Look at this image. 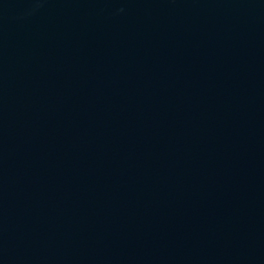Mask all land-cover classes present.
Here are the masks:
<instances>
[{
  "label": "water",
  "instance_id": "95a60500",
  "mask_svg": "<svg viewBox=\"0 0 264 264\" xmlns=\"http://www.w3.org/2000/svg\"><path fill=\"white\" fill-rule=\"evenodd\" d=\"M0 264H264V0H0Z\"/></svg>",
  "mask_w": 264,
  "mask_h": 264
}]
</instances>
